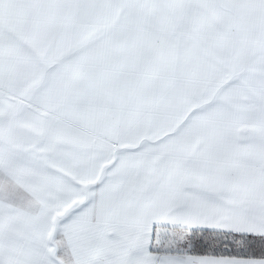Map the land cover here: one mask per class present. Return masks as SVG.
I'll use <instances>...</instances> for the list:
<instances>
[{"label": "snow or ice", "instance_id": "6c2138e0", "mask_svg": "<svg viewBox=\"0 0 264 264\" xmlns=\"http://www.w3.org/2000/svg\"><path fill=\"white\" fill-rule=\"evenodd\" d=\"M0 264H264V0H0Z\"/></svg>", "mask_w": 264, "mask_h": 264}]
</instances>
